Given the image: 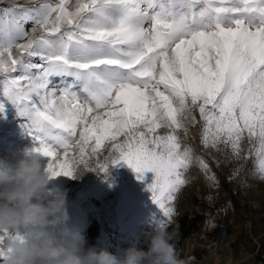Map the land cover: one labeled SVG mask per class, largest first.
Masks as SVG:
<instances>
[{
    "label": "snow or ice",
    "instance_id": "6c2138e0",
    "mask_svg": "<svg viewBox=\"0 0 264 264\" xmlns=\"http://www.w3.org/2000/svg\"><path fill=\"white\" fill-rule=\"evenodd\" d=\"M0 95L26 118L51 178L121 161L138 179L154 172L167 227L193 161L208 169L180 140L191 126L205 147L254 156L264 180V0L13 3L0 9Z\"/></svg>",
    "mask_w": 264,
    "mask_h": 264
},
{
    "label": "rangeland",
    "instance_id": "374dc122",
    "mask_svg": "<svg viewBox=\"0 0 264 264\" xmlns=\"http://www.w3.org/2000/svg\"><path fill=\"white\" fill-rule=\"evenodd\" d=\"M34 1L36 4H30ZM41 2L44 0H0V9L13 3L34 7ZM26 28L31 34L32 24ZM51 79L63 86L59 77ZM66 80L72 83L73 78ZM0 103L4 104V112L0 113V159L14 167L22 156L21 149L34 145L22 127L26 118L2 95ZM196 115L199 119L198 112ZM159 131L163 134L165 130ZM201 131V125L196 124L186 134L180 132L182 143L190 146L194 156L203 159L208 169L205 171L194 160L186 173L188 182L175 200V215L167 228L171 231L179 224L177 251L186 264H264V180L254 168L255 158L235 159L231 149L222 144L219 148L205 147ZM249 147L245 140L241 155H246ZM47 162L42 157L45 167ZM138 175L121 161L109 164L107 174L86 170L79 179L57 176L47 188L67 191L70 232L84 237L86 246L120 254L133 242L139 248H147L145 234L151 233L157 221L163 219L149 190L155 173L147 171L143 179H138ZM198 190L204 201L211 199L217 204L215 209L195 202ZM248 218L252 220L251 227L246 223Z\"/></svg>",
    "mask_w": 264,
    "mask_h": 264
},
{
    "label": "clouds",
    "instance_id": "9594fccd",
    "mask_svg": "<svg viewBox=\"0 0 264 264\" xmlns=\"http://www.w3.org/2000/svg\"><path fill=\"white\" fill-rule=\"evenodd\" d=\"M21 153L14 167L0 159V233L7 234L8 249L2 264H186L175 245L178 223L171 231L156 225L146 233L147 248L133 242L114 254L86 246L67 227V191L47 188L53 178L42 155L33 146ZM85 171L78 168L73 179Z\"/></svg>",
    "mask_w": 264,
    "mask_h": 264
},
{
    "label": "built area",
    "instance_id": "2783aa9c",
    "mask_svg": "<svg viewBox=\"0 0 264 264\" xmlns=\"http://www.w3.org/2000/svg\"><path fill=\"white\" fill-rule=\"evenodd\" d=\"M194 200H195V202L198 205H200L201 203H204V205L206 206L207 209L213 210L217 206V204L213 200H211V199H206L204 201V199H203V193L201 191L199 193V190L197 192H195V198H194ZM246 223H247L248 226H250V227L252 226V220H250L249 218L246 220ZM253 240L256 241L255 238H253ZM257 245H260V244L258 243Z\"/></svg>",
    "mask_w": 264,
    "mask_h": 264
},
{
    "label": "bare ground",
    "instance_id": "6f19581e",
    "mask_svg": "<svg viewBox=\"0 0 264 264\" xmlns=\"http://www.w3.org/2000/svg\"><path fill=\"white\" fill-rule=\"evenodd\" d=\"M24 1V0H23ZM30 4H36V2L34 1L33 3H30ZM37 5H39V4H37ZM200 193V192H199Z\"/></svg>",
    "mask_w": 264,
    "mask_h": 264
}]
</instances>
